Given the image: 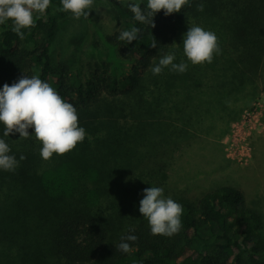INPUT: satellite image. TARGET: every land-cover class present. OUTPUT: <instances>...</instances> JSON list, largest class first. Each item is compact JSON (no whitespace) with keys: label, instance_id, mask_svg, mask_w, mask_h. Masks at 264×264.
Masks as SVG:
<instances>
[{"label":"trees","instance_id":"16d2710c","mask_svg":"<svg viewBox=\"0 0 264 264\" xmlns=\"http://www.w3.org/2000/svg\"><path fill=\"white\" fill-rule=\"evenodd\" d=\"M108 2L119 27L105 39L128 63L120 73L112 71L109 61H92L82 75L53 58L60 24L71 15L58 10L61 0H51L36 26L24 30L22 40L12 31L11 21L0 25V88L38 75L73 104L87 133L72 153L54 154L45 161L33 133L28 139L19 133L6 137L0 124V139L19 162L15 171L0 169V264H264L261 218L246 207L238 188L220 185L194 199L171 196L183 206L182 229L166 237L151 234L139 213L143 184L137 183L139 179L150 184L144 175L152 177L155 169L152 160L144 166L138 156L141 142L155 139L149 126L160 134L158 140L182 139L188 132L165 124L164 113L170 110L168 118L189 125L186 121L194 118L191 107L216 99V83L227 80L216 77L201 92L190 93L200 83L192 72L196 65L179 56L185 22L201 17L197 5L203 3V15L223 25L220 41L236 43L237 60L256 67L264 59V0H190L181 12L156 13L152 28L135 21L119 0ZM146 3L143 0L142 6ZM133 26L141 30L137 41L126 44L118 39ZM91 34V29L80 33L86 39ZM153 39L155 48L149 45ZM174 44L180 49L174 52L179 54L174 63H187V71L165 68L153 75L151 67L171 53ZM195 121L199 128H213L201 117ZM21 155L26 158L20 160ZM129 168L140 172L133 178ZM129 234L138 237L128 242L132 250H116L121 237Z\"/></svg>","mask_w":264,"mask_h":264},{"label":"rangeland","instance_id":"374dc122","mask_svg":"<svg viewBox=\"0 0 264 264\" xmlns=\"http://www.w3.org/2000/svg\"><path fill=\"white\" fill-rule=\"evenodd\" d=\"M94 7L90 11V19H75L71 14L60 24L52 50L53 58L67 62L73 72L82 75L92 61H109L112 71L120 73L127 69L128 63L116 55L115 48L105 39L107 33L119 27V22L114 19L108 0H94ZM203 11H200L199 19L185 22L182 38L188 27L200 26L216 34L221 52L212 63L196 65L195 72H192L200 84L190 93L201 92L207 83H214L216 77L227 80L220 79L216 83L213 91L218 96L216 99L205 105L198 104L197 108L191 107L189 111L193 112L195 119L186 121L189 125L180 119L168 118L172 111L164 110L165 124L188 132H184L182 139L158 140L160 134L149 126L155 139L141 142L142 153L138 156L143 157L141 164L144 166L151 164L152 160L155 169L150 178L143 174L145 180L150 179V184L145 186L144 181L141 183L139 179L137 183H140L139 186L143 184L140 190L143 196L145 188L158 186L164 189L165 197L177 195L191 199L217 186L231 185L242 191L246 207L259 214L264 236V59L256 67L240 63L235 54L236 43L227 38L223 41L219 39L225 35L222 23L216 21V17L215 20L203 15ZM86 29L93 32L89 39L80 35ZM180 43L183 46V39ZM179 45L174 44L170 51L179 52ZM180 52L175 56L188 61L183 49ZM187 63L191 64L190 61ZM224 66L223 73L221 68L224 69ZM224 104L225 109L222 108ZM200 117L204 122L210 121L213 128L208 130L205 125L199 128V120H195ZM129 171L134 178L140 169L129 168Z\"/></svg>","mask_w":264,"mask_h":264},{"label":"clouds","instance_id":"9594fccd","mask_svg":"<svg viewBox=\"0 0 264 264\" xmlns=\"http://www.w3.org/2000/svg\"><path fill=\"white\" fill-rule=\"evenodd\" d=\"M119 0L126 6L139 24L155 27L153 17L163 10L164 14L181 12L190 5V0ZM60 11L70 12L75 19L88 18L95 9L94 0H61ZM51 0H0V25L11 21L12 31L19 39L25 38V29L36 26V19L43 16ZM204 5H197V11H203ZM37 14V15H34ZM140 28L133 26L130 30L119 33L118 39L126 44L137 41ZM151 47L157 46L153 39ZM218 37L210 30L200 26L188 27L183 36V53L192 65L212 63L214 56L220 54ZM175 53L171 52L160 58L158 64L151 68L153 75H160L165 68L170 72L184 73L188 69L185 62L174 63ZM0 124L4 126V136L19 133V137L28 139L31 133L41 143L40 155L43 160H50L53 155L63 156L82 143L87 135L79 124L77 109L66 102L49 83L38 75L23 76L17 82L4 84L0 88ZM29 129H32L29 132ZM11 149L4 139H0V169L15 171L19 165L17 159L10 155ZM26 157L21 155L20 160ZM144 196L139 202V213L147 219L151 234L172 237L182 229L183 206L170 197L164 196V189L158 186L145 188ZM134 231V230H130ZM138 239L136 235H125L115 245L116 250L129 253L130 242Z\"/></svg>","mask_w":264,"mask_h":264}]
</instances>
